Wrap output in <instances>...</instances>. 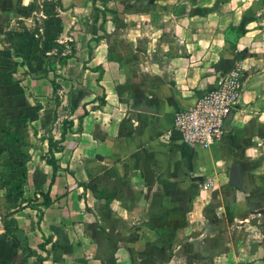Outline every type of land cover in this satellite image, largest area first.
<instances>
[{"label":"crops","instance_id":"0c3cea01","mask_svg":"<svg viewBox=\"0 0 264 264\" xmlns=\"http://www.w3.org/2000/svg\"><path fill=\"white\" fill-rule=\"evenodd\" d=\"M235 65L187 145L175 112ZM0 264H264V0H0Z\"/></svg>","mask_w":264,"mask_h":264},{"label":"built area","instance_id":"2783aa9c","mask_svg":"<svg viewBox=\"0 0 264 264\" xmlns=\"http://www.w3.org/2000/svg\"><path fill=\"white\" fill-rule=\"evenodd\" d=\"M243 90L242 74L235 65L219 84L189 108L174 114L173 131L192 147L210 148L222 139L229 116L237 109Z\"/></svg>","mask_w":264,"mask_h":264},{"label":"trees","instance_id":"16d2710c","mask_svg":"<svg viewBox=\"0 0 264 264\" xmlns=\"http://www.w3.org/2000/svg\"><path fill=\"white\" fill-rule=\"evenodd\" d=\"M52 84L54 85V92H56L58 86L55 83V81H53ZM38 109H39V106H38ZM68 124H69V126H72V122L70 123V122L66 121L64 123L65 128H64L62 141L64 140L65 133L67 132V128H68L67 125ZM7 139H8L7 140L8 143H10V144H15L16 142H20L21 141L20 133L9 134L7 136ZM59 143L60 142L54 141V139L52 137L48 138L49 149H48V152L44 156H42V158L45 159L46 162L53 167V177H52V183L51 184H53L55 175H56L57 170H58V165H57V161H56V157H55V152L61 151L62 148H63L61 145H59ZM26 183H27V174L25 172H22L21 176L18 177L17 180H15L12 183L11 191L15 195H18V196L21 195L23 193V188H24V185ZM40 197L42 198V201H40L39 203L34 205L35 207L38 208L40 205H42L44 207H49L51 205L52 200H51L49 192H40L38 195H35L34 199L29 200L28 203H30L31 201H35V200L38 202ZM42 215H43V212L40 211L39 219L42 218ZM42 247H43V245H42ZM39 260H40L41 263H43L44 259L42 257H39Z\"/></svg>","mask_w":264,"mask_h":264},{"label":"rangeland","instance_id":"374dc122","mask_svg":"<svg viewBox=\"0 0 264 264\" xmlns=\"http://www.w3.org/2000/svg\"><path fill=\"white\" fill-rule=\"evenodd\" d=\"M23 14H25V13H23ZM58 99H59V98H58ZM20 176H21V175H20ZM20 176H19V177H20ZM15 180H17V178H16ZM17 206L21 207V204H18V205H16L15 207H17ZM5 212H8V211H5ZM8 213H10V211H9Z\"/></svg>","mask_w":264,"mask_h":264}]
</instances>
